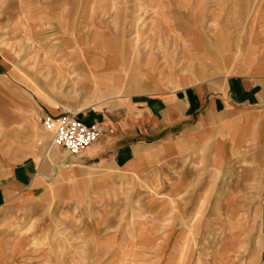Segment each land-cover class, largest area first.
<instances>
[{
  "label": "rangeland",
  "instance_id": "374dc122",
  "mask_svg": "<svg viewBox=\"0 0 264 264\" xmlns=\"http://www.w3.org/2000/svg\"><path fill=\"white\" fill-rule=\"evenodd\" d=\"M37 1L30 50L17 9L0 0V108L37 125L12 148L0 144V168L67 155L51 145L45 117L109 115L133 94L264 64V0H60L52 11V0ZM135 40L129 62L143 73L134 85L127 70L119 88L86 68L75 83L56 78L96 53L104 68L121 66ZM10 128L22 131L14 124L0 134ZM61 169L41 197L0 208V264H264V112L156 143L126 168Z\"/></svg>",
  "mask_w": 264,
  "mask_h": 264
},
{
  "label": "crops",
  "instance_id": "0c3cea01",
  "mask_svg": "<svg viewBox=\"0 0 264 264\" xmlns=\"http://www.w3.org/2000/svg\"><path fill=\"white\" fill-rule=\"evenodd\" d=\"M9 1L10 9H17V27L29 35L26 39L31 42V50L34 48L31 30L41 26L34 24L40 18L30 16L31 9L38 1ZM59 1L52 0L45 6L46 9L52 11V3ZM23 15H29V21L19 22V19L24 18ZM57 19L67 22L69 16L61 13ZM13 28L15 30L16 27ZM128 43L129 41L125 43L126 48L123 49L125 55L121 54V57L124 56L121 66L117 62H111L107 69L104 68L99 65L98 60L93 62L98 59L96 53L91 61L84 57L85 63L71 67L70 72L56 73V78L62 82L68 79L75 83L73 78L78 77L75 71H84L86 68L93 78L100 77L104 83L119 88L124 81L123 71L127 70L125 78L127 77L129 84L134 85L138 83L143 72L138 65L129 62L134 54L136 40L131 45ZM128 47L130 50H127ZM79 52L84 55L80 50ZM27 55L29 53L24 58ZM136 59L141 61L139 55ZM153 62L154 57L149 53L144 66L153 71L156 69ZM170 63H174L173 60ZM112 110L114 111L109 115L92 112L88 116L83 114L77 117L86 125H96L101 131L97 141L80 153L66 155L62 160L53 159V162L50 159H28L8 168H0V208L9 202L30 201L44 195L50 180L66 170L61 169L62 165L68 168L64 171L67 173L72 170L97 173L107 168H126L156 143L169 144L189 132L202 131L204 127L217 123L222 117H235L245 111L264 112V64L250 68L247 74H231L216 82H200L154 94H133ZM15 111L8 112L5 108H0V127L5 129L19 124L22 128V131L10 128L0 134V144H3L1 147L6 149L12 148L13 141L22 137L23 129L27 126L32 133L37 130L36 123L21 114L13 115ZM57 116L59 115L55 117Z\"/></svg>",
  "mask_w": 264,
  "mask_h": 264
},
{
  "label": "built area",
  "instance_id": "2783aa9c",
  "mask_svg": "<svg viewBox=\"0 0 264 264\" xmlns=\"http://www.w3.org/2000/svg\"><path fill=\"white\" fill-rule=\"evenodd\" d=\"M42 123L51 134V145L67 155H76L90 147L101 132L99 127L84 124L76 115L45 117Z\"/></svg>",
  "mask_w": 264,
  "mask_h": 264
}]
</instances>
